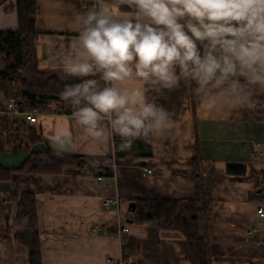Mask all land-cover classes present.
I'll use <instances>...</instances> for the list:
<instances>
[{"label":"crops","instance_id":"0c3cea01","mask_svg":"<svg viewBox=\"0 0 264 264\" xmlns=\"http://www.w3.org/2000/svg\"><path fill=\"white\" fill-rule=\"evenodd\" d=\"M98 2L37 0L42 33L36 48L42 70L61 71L63 57L77 46L78 16ZM17 28L16 0H6L0 5V30ZM6 66L0 54V70ZM193 87L182 82L167 93L164 105L171 124L151 137L152 156L120 157L115 135L102 143L91 140L72 113L56 105L53 111L38 110L37 122L29 123L23 114L6 109L9 100L0 91V167L10 171L8 179L0 178V264H32L29 247L14 238L24 193H34L37 200L41 264H119L122 259H131L130 264H193L185 234L162 226L150 213L139 215L140 200H193L201 177L213 208L198 230L211 245L213 264H264V217L257 213L264 202V90L241 104L222 93L210 102L196 96ZM63 130L72 142L61 147L53 138ZM255 149L260 151L256 157ZM47 150L107 158L110 170L104 181L86 170L76 175L19 170L33 153ZM145 167L153 173L144 175ZM107 197H119L120 204L106 210L102 200ZM124 225L129 233H121Z\"/></svg>","mask_w":264,"mask_h":264},{"label":"clouds","instance_id":"9594fccd","mask_svg":"<svg viewBox=\"0 0 264 264\" xmlns=\"http://www.w3.org/2000/svg\"><path fill=\"white\" fill-rule=\"evenodd\" d=\"M78 21L59 75L79 82L60 97L93 141L119 136L125 150L161 133L171 114L159 101L182 82L210 102L222 93L244 104L264 90V0H99ZM53 139L72 142L67 130Z\"/></svg>","mask_w":264,"mask_h":264},{"label":"trees","instance_id":"16d2710c","mask_svg":"<svg viewBox=\"0 0 264 264\" xmlns=\"http://www.w3.org/2000/svg\"><path fill=\"white\" fill-rule=\"evenodd\" d=\"M6 0H0L2 5ZM116 3L117 0H105ZM125 12L131 11L126 6H119ZM18 28L16 30H0V54L7 66L0 70V91L7 100L16 99L21 110L31 111L35 108L42 112L56 108L67 113L73 112L69 102L61 99L60 93L66 83L78 80H61V71H44L40 68L37 55V42L42 33L37 23L40 8L37 0H16ZM89 78H98L89 77ZM103 83V82H101ZM165 99L160 100L165 103ZM159 101V102H160ZM165 107V105H164ZM33 142L38 141L34 132ZM117 155L152 156L151 138L136 139L131 147L117 152ZM96 160L111 163L107 158L82 157L62 154L52 150L33 153L19 170L34 174H78L86 170L96 177L101 174L95 165ZM236 166H229L234 171ZM104 170H110L104 165ZM10 171L0 167V178L8 179ZM198 196L189 201L170 199H141L139 215L150 213L151 217L161 222L162 226L174 227L182 231L191 249L193 264H213L211 245L199 234L198 224L210 218L213 200L206 188L203 178H199ZM14 238L29 247L31 263L41 264V239L38 223L37 200L34 193H24L19 197L17 213L14 221ZM131 248V244H129Z\"/></svg>","mask_w":264,"mask_h":264},{"label":"built area","instance_id":"2783aa9c","mask_svg":"<svg viewBox=\"0 0 264 264\" xmlns=\"http://www.w3.org/2000/svg\"><path fill=\"white\" fill-rule=\"evenodd\" d=\"M6 109L9 112H11L12 114H14V115L23 114L25 119L29 123H36L37 120H38L37 119V114H38V109L37 108H35V109L31 110V111H23V110L20 109L16 99H10L7 102V104H6ZM62 112L63 113H67L64 110ZM120 143H121L120 137L116 136V142H115L116 154H117V152L122 151L119 148ZM259 152L260 151L258 149H255L254 152H253V156L256 157L259 154ZM95 165L97 166L98 172L101 173V174H99L97 176V180L98 181H104L105 178L107 177V172L104 170L105 163H103L100 160H96ZM152 173H153V169H151V168L145 167L143 169V174L144 175H148V174H152ZM119 204H120V198L119 197H107V198H104L102 200V206L106 210H109L113 205H119ZM257 213L261 217H264V202L259 204V206L257 208ZM129 232H130V228L128 226L124 225L121 228V233H129ZM250 233H253V231H250ZM122 243H123V245H125L126 241H123ZM131 261H132L131 259H122L119 264H130ZM108 264H116V262L114 260H110L108 262Z\"/></svg>","mask_w":264,"mask_h":264},{"label":"water","instance_id":"95a60500","mask_svg":"<svg viewBox=\"0 0 264 264\" xmlns=\"http://www.w3.org/2000/svg\"><path fill=\"white\" fill-rule=\"evenodd\" d=\"M135 206H136V204H135V202H133V203H131L130 208H132L133 210H135Z\"/></svg>","mask_w":264,"mask_h":264}]
</instances>
